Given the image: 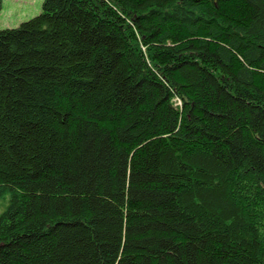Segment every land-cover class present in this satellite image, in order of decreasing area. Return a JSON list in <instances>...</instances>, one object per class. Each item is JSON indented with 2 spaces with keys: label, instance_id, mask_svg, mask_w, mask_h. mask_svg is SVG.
I'll return each instance as SVG.
<instances>
[{
  "label": "trees",
  "instance_id": "obj_1",
  "mask_svg": "<svg viewBox=\"0 0 264 264\" xmlns=\"http://www.w3.org/2000/svg\"><path fill=\"white\" fill-rule=\"evenodd\" d=\"M0 199V264H264V0L0 28Z\"/></svg>",
  "mask_w": 264,
  "mask_h": 264
},
{
  "label": "rangeland",
  "instance_id": "obj_2",
  "mask_svg": "<svg viewBox=\"0 0 264 264\" xmlns=\"http://www.w3.org/2000/svg\"><path fill=\"white\" fill-rule=\"evenodd\" d=\"M43 0H1L0 28L16 27L41 11ZM5 207V200L0 199V212Z\"/></svg>",
  "mask_w": 264,
  "mask_h": 264
}]
</instances>
